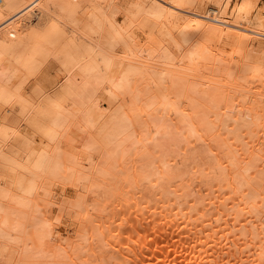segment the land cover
I'll use <instances>...</instances> for the list:
<instances>
[{"label": "bare ground", "instance_id": "1", "mask_svg": "<svg viewBox=\"0 0 264 264\" xmlns=\"http://www.w3.org/2000/svg\"><path fill=\"white\" fill-rule=\"evenodd\" d=\"M0 264H264V0H0Z\"/></svg>", "mask_w": 264, "mask_h": 264}]
</instances>
